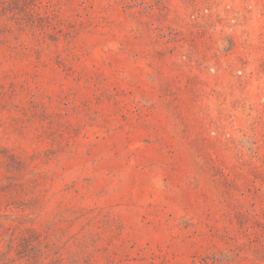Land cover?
Instances as JSON below:
<instances>
[{"label": "rangeland", "instance_id": "rangeland-1", "mask_svg": "<svg viewBox=\"0 0 264 264\" xmlns=\"http://www.w3.org/2000/svg\"><path fill=\"white\" fill-rule=\"evenodd\" d=\"M0 264H264V0H0Z\"/></svg>", "mask_w": 264, "mask_h": 264}]
</instances>
